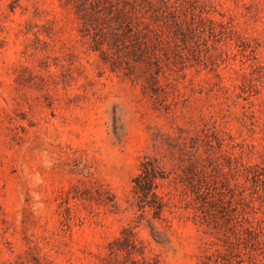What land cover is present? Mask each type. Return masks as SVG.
Here are the masks:
<instances>
[{"label":"rangeland","instance_id":"1","mask_svg":"<svg viewBox=\"0 0 264 264\" xmlns=\"http://www.w3.org/2000/svg\"><path fill=\"white\" fill-rule=\"evenodd\" d=\"M0 264H264V0H0Z\"/></svg>","mask_w":264,"mask_h":264},{"label":"trees","instance_id":"2","mask_svg":"<svg viewBox=\"0 0 264 264\" xmlns=\"http://www.w3.org/2000/svg\"><path fill=\"white\" fill-rule=\"evenodd\" d=\"M158 167L154 161H143L140 164V172L134 178L133 189L136 193L140 194V200L144 204L153 205L151 202L147 201V194L155 186V180L158 175ZM152 193V192H151ZM155 196V194L153 193Z\"/></svg>","mask_w":264,"mask_h":264}]
</instances>
